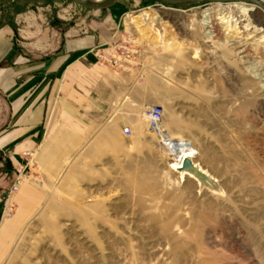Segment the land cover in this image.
Listing matches in <instances>:
<instances>
[{
	"label": "rangeland",
	"instance_id": "obj_1",
	"mask_svg": "<svg viewBox=\"0 0 264 264\" xmlns=\"http://www.w3.org/2000/svg\"><path fill=\"white\" fill-rule=\"evenodd\" d=\"M124 1V33L142 50L137 65L156 87L147 105L163 106V135L183 146L174 155L195 152L212 183L171 168L173 152L142 108L132 135L92 136L56 180L41 173L34 154L25 183L47 198L0 264H264V9L254 4L246 28L247 19L235 15L243 1ZM113 8L0 0V27L87 26ZM230 9L227 27L218 18ZM144 11L154 23L126 25L128 15ZM206 11L217 18V38H209ZM8 206L0 225L16 212L15 202Z\"/></svg>",
	"mask_w": 264,
	"mask_h": 264
},
{
	"label": "crops",
	"instance_id": "obj_2",
	"mask_svg": "<svg viewBox=\"0 0 264 264\" xmlns=\"http://www.w3.org/2000/svg\"><path fill=\"white\" fill-rule=\"evenodd\" d=\"M123 6L126 1L118 0L111 15L87 26L0 27V211L17 204L14 216L0 225V256L47 198L30 183L10 193L24 152H34L41 173L56 180L92 136L102 142L109 134L132 135L135 112L154 101L156 87L138 57L128 71L98 63V53L125 35Z\"/></svg>",
	"mask_w": 264,
	"mask_h": 264
},
{
	"label": "built area",
	"instance_id": "obj_3",
	"mask_svg": "<svg viewBox=\"0 0 264 264\" xmlns=\"http://www.w3.org/2000/svg\"><path fill=\"white\" fill-rule=\"evenodd\" d=\"M138 54H140V51L134 45L133 38L130 35H124L119 41L111 43L106 49L98 53V63L101 66H108L120 71H128L135 66ZM143 116L148 121L149 128L160 137L163 145L167 147L169 137L163 135V132H165L163 127V106L157 104L147 105L144 108ZM124 131L127 134L132 133L130 127H125ZM189 153L193 155V158H196L195 152ZM34 154L35 153L31 151L24 152V159L26 162L24 164H19V174L10 189L11 194L17 192L20 186L29 181L33 176L26 173V169L35 166ZM180 157V155L178 157L173 156L172 163L176 166H180L182 164ZM38 180L41 182V179L38 178ZM5 212L8 216H11L13 214L12 206H8Z\"/></svg>",
	"mask_w": 264,
	"mask_h": 264
},
{
	"label": "bare ground",
	"instance_id": "obj_4",
	"mask_svg": "<svg viewBox=\"0 0 264 264\" xmlns=\"http://www.w3.org/2000/svg\"><path fill=\"white\" fill-rule=\"evenodd\" d=\"M90 1H93V0H90ZM261 2L264 3V0H261ZM245 4H241L240 7H239V14H235L234 11H232L233 9H230L231 11H227L226 13L224 12V14L222 15V13H220V17L218 19H220L223 24H226L227 27H229L233 21V18L236 16L237 19L236 21H238L239 18H242V17H245L248 21V23L245 24V27L248 28L249 26H251V22H250V12L251 10H255L256 7H253L255 6L254 3L253 4H250L249 2H243ZM249 5L251 6V8H249ZM258 6V5H257ZM260 7V6H258ZM235 14V15H233ZM205 20V25H206V28L208 29V34H209V38L211 39H214V38H217L218 37V34H219V31L217 29V23H216V19L215 18V15L211 14L210 12H205V14L203 15ZM142 18L144 21L152 24L154 23L153 20L150 19L149 17V13L148 11H144L142 13V15L140 17L138 16H135L133 14L131 15H128V17L126 18V25L128 27H130L131 25H136V26H133L134 28L136 27L137 28V23H139V19ZM233 26V25H232ZM231 26V27H232ZM194 27V26H193ZM214 41V40H213ZM217 41V40H216ZM216 41H214L215 43H217ZM219 43V42H218ZM217 43V44H218ZM222 44V43H221ZM180 145V146H179ZM167 146H169L171 148V151L173 152V155L174 153L175 154H180L181 153V149H183V146L181 147V144H178V145H173L171 142H168ZM175 157H178L179 155H174ZM191 154L189 152H187L183 158L180 157L181 159V162L183 163L184 162V158H191ZM193 160V165L188 167V166H185L184 164H181L180 166H176L174 165L173 163L171 164V168L176 170V172L180 173V174H183L185 177H193V178H199V180L203 183L205 181H209L212 183V180H211V177L209 176V174L204 171L201 166L199 165V163L197 162V160L195 158L192 159Z\"/></svg>",
	"mask_w": 264,
	"mask_h": 264
},
{
	"label": "water",
	"instance_id": "obj_5",
	"mask_svg": "<svg viewBox=\"0 0 264 264\" xmlns=\"http://www.w3.org/2000/svg\"><path fill=\"white\" fill-rule=\"evenodd\" d=\"M18 1L34 4V3H38V2H42L46 0H18ZM73 1L79 2L84 7L91 9V10H101V9H107V8L112 7L118 0H107L106 2H103V3H97V2L90 1V0H73ZM160 1L170 4V5H178L181 3H190V2L225 3V2H232V1H243V2L254 3L255 5H258L264 9V3L261 2V0H160ZM192 159H193V155L191 156V158H184V162L182 164L190 167L193 165Z\"/></svg>",
	"mask_w": 264,
	"mask_h": 264
}]
</instances>
